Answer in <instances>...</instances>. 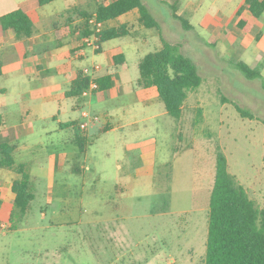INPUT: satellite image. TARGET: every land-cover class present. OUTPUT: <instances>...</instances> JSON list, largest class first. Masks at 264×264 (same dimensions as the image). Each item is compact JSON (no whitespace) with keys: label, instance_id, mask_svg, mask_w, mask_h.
<instances>
[{"label":"rangeland","instance_id":"1","mask_svg":"<svg viewBox=\"0 0 264 264\" xmlns=\"http://www.w3.org/2000/svg\"><path fill=\"white\" fill-rule=\"evenodd\" d=\"M22 1L0 0V15ZM241 1L166 0L159 5L143 0L164 38L181 46L203 78L189 93L180 120L167 114L158 96L137 85L140 61L163 45L156 29L139 24L137 10L110 24L129 23L130 36L105 43L100 54L89 49L85 59L71 64L38 52L45 46L50 54L69 49L54 47L51 16L75 3L85 7L87 0H58L30 14L36 33L38 27L46 32V44L35 46L38 54L23 62L12 59L13 50L4 56L0 51V91H6L0 92V108L8 115L0 143L27 148L15 158L30 164L36 198L29 216L12 229L10 186L18 176L1 171L5 188L0 192L6 199L0 264H203L218 149L230 173L264 208V40L259 41L257 30L246 33L235 22ZM262 33L264 38V28ZM243 37L254 44L244 49ZM12 40L6 44L22 41ZM112 52L125 54L126 69L111 70ZM43 61L51 71L66 68L40 75L36 66ZM240 61L262 79H246L237 68ZM94 63L103 67L100 75H113V88L82 100L65 98L75 73ZM36 81L60 88L43 91ZM236 106L254 118L241 117ZM84 111L100 121L88 127L91 144L80 154L73 132L60 130L59 123L81 124ZM107 125L110 129L101 131ZM17 128L32 133L18 135ZM64 152L68 158L59 168L56 162Z\"/></svg>","mask_w":264,"mask_h":264},{"label":"trees","instance_id":"2","mask_svg":"<svg viewBox=\"0 0 264 264\" xmlns=\"http://www.w3.org/2000/svg\"><path fill=\"white\" fill-rule=\"evenodd\" d=\"M58 0H30L18 9L0 17V37L11 31L19 40H28L35 35V28L29 12L45 7ZM137 10L139 23L146 29H156L161 37L162 48L146 55L139 63L140 77L137 85L142 89L156 88L159 99L164 104L167 114L180 120L186 100L191 91L197 90L203 83L196 62L181 51L179 44L167 41L161 31L158 20L152 15L143 0H87L85 7L76 3L72 7L55 15L51 21L56 42L61 46L66 40L79 41L82 37L90 36L93 29L89 25L91 18H96L104 24L99 35L100 50L109 41L128 37L131 30L128 25L111 26L123 15ZM247 13L253 21L264 16V0H245L238 14ZM184 20V19H182ZM186 28H191L188 21H184ZM239 25L248 30L250 24L242 19ZM126 64L124 54L115 55L113 70L119 71ZM238 70L248 80H261L262 75L244 62L237 63ZM99 92H106L113 88V75H100L97 79ZM90 78L79 72L72 82L65 97L82 100L83 93L88 89ZM264 86V84H263ZM97 93V92H96ZM243 118H254L249 111L236 106ZM0 115V125L2 124ZM61 130H71L74 143L80 154H84L91 144L81 129L78 121H69L60 125ZM17 144L0 143V187L4 181L1 171L15 173L18 178L12 182L11 191L14 198L10 201L9 218L12 229H17L32 211L36 198L30 164L17 162L15 154ZM81 173L80 168L74 169ZM5 201L0 193V215ZM1 224V220H0ZM1 230V225H0ZM203 264H264V208H260L250 198L247 190L229 171L226 155L220 149L216 154V173L214 186L210 196L208 216V236L206 257Z\"/></svg>","mask_w":264,"mask_h":264},{"label":"crops","instance_id":"3","mask_svg":"<svg viewBox=\"0 0 264 264\" xmlns=\"http://www.w3.org/2000/svg\"><path fill=\"white\" fill-rule=\"evenodd\" d=\"M27 1H30V0H25V1H22V2H20V3H18L17 4V6H16V8L13 10V11H15L16 9H18L19 8V6H21L22 4H24L25 2H27ZM108 1V0H107ZM112 1H114V0H110V1H108V2H112ZM166 0H158V4L159 5H161L162 3H164ZM172 3V2H171ZM245 3V0H242L241 1V5L239 6V8L238 9H236V11L234 12V17L236 18L235 19V22H237L238 21V26L240 27V28H242L240 25H239V22H240V20H242V19H245L249 24H250V27H249V29L248 30H246V29H244V28H242L243 29V31L244 32H246V33H249V32H253V33H255L254 31H256L257 30V32H259L260 34H261V36H259L258 37V39H259V41L260 42H262L263 40H264V38H263V33H262V30H263V28H264V21L263 22H258L260 19H262V18H264V16L262 17V18H260L259 20H256V21H253L251 18H250V16H248V14L245 12V13H243L241 16L238 14V12H239V10H240V7L243 5ZM76 4V3H75ZM75 4H73V5H75ZM145 4V3H144ZM176 4V6L177 7H179L178 5V2H176L175 3ZM192 4V3H191ZM191 4H189V5H191ZM73 5H69V6H67V8L66 9H68V8H70V7H72ZM149 9H150V7L147 5V4H145ZM194 5V4H193ZM40 9V8H39ZM65 9V10H66ZM38 9H35V10H32V11H30L29 12V16H30V18H31V15L30 14H32L33 12H35V11H37ZM64 11V10H63ZM150 11H151V9H150ZM10 13V12H9ZM61 13V12H60ZM139 13V12H138ZM151 13H152V11H151ZM5 14H7V13H5ZM5 14H1L0 15V17L1 16H3V15H5ZM55 15H57V14H55ZM55 15H53V16H51L52 18H54L55 17ZM152 15L156 18V15H154L153 13H152ZM50 17V18H51ZM49 18V19H50ZM51 18V19H52ZM121 18V17H120ZM119 18V19H120ZM32 19V18H31ZM45 19H47V18H45ZM118 19V21H120ZM157 19V18H156ZM158 20V19H157ZM32 21H33V19H32ZM212 22V21H211ZM34 23V22H33ZM118 24L119 25H121V24H126V25H128L129 26V23H121V22H118ZM140 24V23H139ZM38 27V26H37ZM39 29H38V31L37 32H39L38 34L36 33V30H35V35L32 37V38H30V39H28V40H22V41H20V42H17V43H11L10 45H7L6 44V40H14L15 38H16V36H15V34L13 33V32H11V31H8V32H6V33H4V35H2L1 37H0V51L2 52V54H3V56L6 54V53H9L10 52V50H13V52H14V57L12 58L13 60H18V61H25V60H28V57H34V56H36L38 53H40V54H38L39 56H42V54H43V52H47L48 53V59L49 60H54V61H56V60H60V59H64V60H68L69 62H70V64H71V62L72 61H74V60H77V59H79V60H83V59H85L87 56H88V54H89V51L90 50H87V52H86V55L85 56H80L79 55V50H80V44H79V42H80V40L82 39H80L79 41H75V40H66L65 42H64V44H62L61 46L56 42V40H55V36H54V41H55V45H54V47L56 48V49H60V48H63V47H65V46H69V49L68 50H66V51H64V52H56V53H53V54H50L48 51H50V49H48L47 48V46H45L44 48H41V49H39V52L38 53H36V52H34V47L35 46H37L38 44H40V43H43V44H46V42H45V36H46V32L45 31H40V27H38ZM49 28H51V26L49 27ZM129 28H130V26H129ZM131 29V28H130ZM51 30H52V34L54 35V31H53V29L51 28ZM256 32V33H257ZM255 33V34H256ZM261 37V38H260ZM8 38V39H7ZM244 38V37H243ZM12 40V41H13ZM26 41H28L29 43L26 45ZM2 42V43H1ZM260 42H256L255 44H257L256 45V47H257V51L258 52H260L261 51V47H260V45H259V43ZM244 44H246L245 46H244V49H246V47H248V46H251L252 44H254V41H252L251 39H249L248 37H247V40L244 38L243 39V45ZM242 45V46H243ZM242 48V47H241ZM92 51V50H91ZM93 52V51H92ZM103 52V47H102V49L100 50V52H98V51H96V52H93V53H97V54H100V53H102ZM118 54H121V52H119V53H110V59H111V65H110V67H111V70L112 71H114L113 70V58H114V56L115 55H118ZM122 54H124V53H122ZM125 55V54H124ZM258 55H259V53H258ZM45 56V55H44ZM126 57V56H125ZM46 60V59H45ZM44 60V61H45ZM43 61V64L42 63H39L36 67H37V70L38 71H40V75L42 74V73H44V72H47V73H60V72H62L63 71V68H66V67H58V68H55L54 70H50V69H45L46 68V62H44ZM44 63H45V65H44ZM94 64H96V63H94ZM66 65H68V64H65V66ZM93 65V64H92ZM126 65H127V60H126V64L124 65V69H126ZM122 69V68H121ZM83 70V69H82ZM82 70H80V71H77L76 73H75V76H74V78L71 80V84H72V82L74 81V79L77 77V75H78V73L79 72H82ZM103 70V67H102V69L96 74V77L98 78L99 76H100V73H101V71ZM4 74V72H3V63H2V61H0V76H2ZM104 75V74H103ZM106 75V74H105ZM113 80H114V77H113ZM37 86H39L41 89H43V91H47V92H52L53 90H55V89H59L60 88V86H59V84H57V83H54V84H52V85H49V86H47V85H44V83L43 82H40V81H36V82H34ZM71 86V85H70ZM70 89V88H69ZM157 89L156 88H150V89H145L144 91H146L147 93L149 92V93H151L152 94V96L155 98V97H159V95H158V91H156ZM68 91V90H67ZM0 92H6L5 90H1ZM98 93V92H97ZM96 92L95 93H93V95H91V96H94V95H96L97 94ZM100 93V92H99ZM102 93V92H101ZM63 96L65 97V94H63ZM90 97V96H89ZM66 98V97H65ZM148 98V97H147ZM146 98V99H147ZM160 100V99H159ZM145 101V100H144ZM0 110H1V112L2 113H0V115H2V124L0 125V129H6L7 130V113H6V108L3 110V109H1L0 108ZM28 113H30V112H28ZM59 114H60V112H58ZM96 116V115H95ZM99 117V116H98ZM53 119L54 120H56V121H58L57 120V116H54L53 117ZM100 121V120H99ZM98 121V122H99ZM97 123V122H96ZM95 123V124H96ZM62 124V122H60L59 123V127H60V125ZM94 124V125H95ZM110 129V126L109 125H107V126H104L103 128H102V130L101 131H104V132H106L107 130H109ZM17 130H18V135H29V134H31L32 133V130H30V131H27V132H21V130L19 129V128H17ZM61 130V129H60ZM89 132V128L87 129V130H85V134H86V136H87V138H88V133ZM88 140H89V138H88ZM91 143V142H90ZM20 146V145H19ZM24 149H27V148H23V147H19L18 148V152L20 151V150H24ZM68 155L67 154H65V152L64 153H60L59 154V156H58V162H56V166L57 167H59V168H61L62 166H63V163L67 160V157ZM19 163H21V162H19ZM61 170V169H60ZM2 179V178H1ZM53 180H52V183H51V189H52V187H54V178H52ZM3 180V179H2ZM4 181V180H3ZM4 184H5V181H4V183H3V185L0 187V189L2 188V187H4ZM11 185H12V183H11ZM5 188V187H4ZM10 189H11V186H10ZM1 193V192H0ZM11 193H12V191H11ZM1 196H2V198L4 199V201H5V199H6V197H3V194H1ZM10 197V201L14 198V194L12 193L11 194V196H9Z\"/></svg>","mask_w":264,"mask_h":264},{"label":"built area","instance_id":"4","mask_svg":"<svg viewBox=\"0 0 264 264\" xmlns=\"http://www.w3.org/2000/svg\"><path fill=\"white\" fill-rule=\"evenodd\" d=\"M110 1V0H108ZM89 25L93 29V33L90 36L82 37L80 40V50L79 55L85 56L87 50H92L96 52L100 49L99 42V35L102 33L104 29V24L98 21L96 18H91L89 21ZM102 69V66L99 64H93L91 67H86L82 70V75L84 77L90 78V84L88 89H86L83 93V97H89L93 95V93L98 92L100 87L97 82L96 74ZM83 122L80 124L82 130H87L91 124H95L99 121L98 116H93L89 112L84 111L82 113Z\"/></svg>","mask_w":264,"mask_h":264}]
</instances>
